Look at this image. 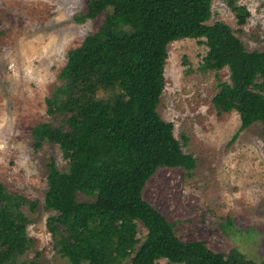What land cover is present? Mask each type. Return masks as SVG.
I'll list each match as a JSON object with an SVG mask.
<instances>
[{
  "label": "trees",
  "instance_id": "16d2710c",
  "mask_svg": "<svg viewBox=\"0 0 264 264\" xmlns=\"http://www.w3.org/2000/svg\"><path fill=\"white\" fill-rule=\"evenodd\" d=\"M229 6L244 24L247 8ZM100 15L97 28L68 50L59 83L45 98L51 120L30 133L35 150L57 145L67 162L60 170L51 160L46 174L45 226L54 249L69 264H264L235 247L214 252L202 240L181 239L142 194L160 167L196 165L157 110L168 45L198 39L207 47L201 70L227 67L229 80L219 82L212 101L218 112H238L233 141L254 122L264 139V44L249 51L226 23H210L211 0H86L74 20ZM37 207L0 182V264H39L18 260L32 245L27 210ZM138 223L146 229L142 240Z\"/></svg>",
  "mask_w": 264,
  "mask_h": 264
},
{
  "label": "rangeland",
  "instance_id": "374dc122",
  "mask_svg": "<svg viewBox=\"0 0 264 264\" xmlns=\"http://www.w3.org/2000/svg\"><path fill=\"white\" fill-rule=\"evenodd\" d=\"M249 11L238 24L229 2ZM86 0H0V182L38 201L27 235L32 245L18 259L39 264H69L53 247L44 208L48 163L60 170L67 162L57 145L33 148L31 129L50 121L45 98L59 83L69 49L93 32L103 15L84 22ZM222 21L245 49L264 44V0H211L209 22ZM207 47L195 38L168 45L165 87L158 112L173 124L182 150L196 159L193 169L160 167L149 177L143 197L173 223L185 241L202 240L214 252L235 247L257 263L264 260V139L262 125L240 126L238 112H218L212 97L220 81L229 80L227 67L203 71ZM77 199L88 200L78 193ZM228 220L230 222H228ZM225 227L223 230V226ZM138 238L146 229L138 223ZM85 264V263H82ZM122 264H130V259ZM157 264H173L160 259Z\"/></svg>",
  "mask_w": 264,
  "mask_h": 264
}]
</instances>
